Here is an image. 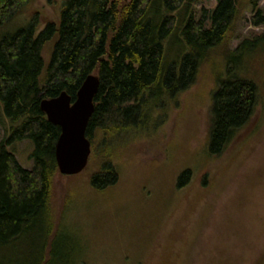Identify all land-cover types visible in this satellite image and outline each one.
Instances as JSON below:
<instances>
[{"label": "rangeland", "instance_id": "rangeland-1", "mask_svg": "<svg viewBox=\"0 0 264 264\" xmlns=\"http://www.w3.org/2000/svg\"><path fill=\"white\" fill-rule=\"evenodd\" d=\"M64 1L31 0L2 29L13 33L36 21L38 33L47 22L59 21ZM160 3L164 8L163 0H155L154 7ZM187 3L200 18L204 12L209 15L218 0ZM245 3L230 47L248 41L233 71L257 84L258 104L250 122L233 134L224 150L214 156L209 151L217 89L213 62L177 100L166 95L147 98L135 111L120 114L119 129L96 128L94 146L98 154L110 149L117 181L104 189L92 186L90 174L99 167L95 156L80 173L58 172L53 225L45 219L30 223L26 232L0 244V262L264 264V26L252 24L250 0ZM259 7L264 13V0ZM181 36L176 28L164 40V62L169 65L181 61L185 52ZM52 40L44 52L46 63ZM12 124L0 107V143L10 136ZM8 148L24 167L32 168L31 140ZM186 170L191 176L179 186Z\"/></svg>", "mask_w": 264, "mask_h": 264}, {"label": "trees", "instance_id": "trees-1", "mask_svg": "<svg viewBox=\"0 0 264 264\" xmlns=\"http://www.w3.org/2000/svg\"><path fill=\"white\" fill-rule=\"evenodd\" d=\"M30 1L0 0V107L13 123L10 136L0 143V244L13 241L32 222L45 219L53 225L52 191L54 177L60 173L55 146L61 127L48 120L40 103L62 91L74 101L91 73L99 76L100 83L86 130L92 144L87 167L97 157L99 167L90 174L97 189L114 184L118 172L109 148L98 154L94 130L119 129L120 114L135 111L147 98L166 95L177 100L205 65L217 62L212 74L217 89L211 103L215 123L210 154H220L233 134L250 122L258 104V87L234 74L248 40L230 47L246 0H218L210 14L204 12L200 18L187 0H163L165 9L162 3L156 9L155 0H65L59 21L47 22L38 33L36 21L13 33L4 32L2 27ZM250 4L252 24L264 26L259 0ZM176 28L187 46L181 61L169 65L164 62V40ZM50 40L52 52L46 63L44 52ZM21 140L34 144L31 169L8 148ZM190 176V170L184 171L179 186Z\"/></svg>", "mask_w": 264, "mask_h": 264}, {"label": "water", "instance_id": "water-1", "mask_svg": "<svg viewBox=\"0 0 264 264\" xmlns=\"http://www.w3.org/2000/svg\"><path fill=\"white\" fill-rule=\"evenodd\" d=\"M99 83V76L91 73L84 79L74 101L67 91L41 100L40 107L48 120L61 127L55 146V158L62 174L80 173L89 162L92 144L86 130L95 112L94 99Z\"/></svg>", "mask_w": 264, "mask_h": 264}]
</instances>
